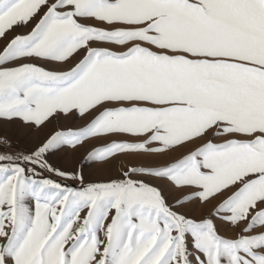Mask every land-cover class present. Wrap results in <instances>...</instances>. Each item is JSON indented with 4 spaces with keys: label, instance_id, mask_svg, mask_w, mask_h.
Instances as JSON below:
<instances>
[{
    "label": "snow or ice",
    "instance_id": "snow-or-ice-1",
    "mask_svg": "<svg viewBox=\"0 0 264 264\" xmlns=\"http://www.w3.org/2000/svg\"><path fill=\"white\" fill-rule=\"evenodd\" d=\"M0 264H264V0H0Z\"/></svg>",
    "mask_w": 264,
    "mask_h": 264
},
{
    "label": "rangeland",
    "instance_id": "rangeland-1",
    "mask_svg": "<svg viewBox=\"0 0 264 264\" xmlns=\"http://www.w3.org/2000/svg\"><path fill=\"white\" fill-rule=\"evenodd\" d=\"M59 158H60V154H56L51 159L53 160V162H56ZM69 159H71V157L63 158V160L65 161ZM85 173L89 178L93 180H103V179H107L110 176L116 175L117 171L115 167L93 164V165H89L85 169ZM227 234L229 235L231 234L230 229L227 230Z\"/></svg>",
    "mask_w": 264,
    "mask_h": 264
}]
</instances>
